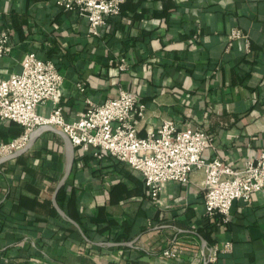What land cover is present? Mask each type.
I'll list each match as a JSON object with an SVG mask.
<instances>
[{"label": "crops", "instance_id": "crops-1", "mask_svg": "<svg viewBox=\"0 0 264 264\" xmlns=\"http://www.w3.org/2000/svg\"><path fill=\"white\" fill-rule=\"evenodd\" d=\"M0 28L10 44L0 78L19 72L29 51L52 60L68 121L88 101L127 90L146 106L140 136L171 119L209 133L204 156L233 168L264 148V0H125L95 37L83 16L56 0H0ZM234 29L245 37L230 40ZM50 107L36 111L47 115ZM19 126L1 120L0 142L17 137ZM73 148L57 192L66 163L60 135L44 131L0 163L1 264H264V191L247 204L234 200L222 223L205 215L201 170L165 183L155 201L127 163ZM174 241L179 255L163 257ZM214 245L217 260L206 262Z\"/></svg>", "mask_w": 264, "mask_h": 264}, {"label": "built area", "instance_id": "built-area-1", "mask_svg": "<svg viewBox=\"0 0 264 264\" xmlns=\"http://www.w3.org/2000/svg\"><path fill=\"white\" fill-rule=\"evenodd\" d=\"M124 1L56 0V4L83 16L88 35L95 37L100 35L108 16L121 12ZM242 37L245 35L239 29L229 35L230 40ZM9 51V33L0 28V57ZM125 66L124 62L120 64L122 69ZM62 82L55 63L39 58L33 51L25 53L19 72L0 78V121L10 120L22 126L17 137L0 142V157L24 148L34 129L50 125L63 131L75 147L91 150L97 157L108 154L127 163L141 174L149 197L155 201L165 183L187 182L192 170H201L205 215L219 216L222 223L229 221L234 200L247 204L253 193L264 191V148L242 168H233L218 158L204 156L212 145L209 133L178 128L171 119L140 136L138 123L144 118L146 106L127 90H120L118 96L99 104L88 101L78 118L68 121L60 106ZM47 102L51 103L49 113H38L36 108ZM230 250L227 243L224 251ZM219 251L217 245L212 246L206 262H216ZM180 252L179 244L174 241L161 255L174 259Z\"/></svg>", "mask_w": 264, "mask_h": 264}, {"label": "water", "instance_id": "water-1", "mask_svg": "<svg viewBox=\"0 0 264 264\" xmlns=\"http://www.w3.org/2000/svg\"><path fill=\"white\" fill-rule=\"evenodd\" d=\"M44 131H51L53 133H56L58 135H60L65 143V147H66V163H65V170H64V175L62 177V179L60 180V182L58 183V186L56 188V192L59 190V188L65 183L67 177L69 176L71 169H72V164H73V152H74V148H73V144L71 143L70 139L68 138V136L61 131L60 129L54 127V126H50V125H43L40 126L38 128H36L32 134L31 137L28 141V143L26 144V146L20 150H17L9 155L3 156L0 158V163L9 160L11 158H15L17 156H19L20 154L24 153L25 151H27L35 142L36 138L38 137V135ZM62 215H64V213L62 211H60Z\"/></svg>", "mask_w": 264, "mask_h": 264}, {"label": "trees", "instance_id": "trees-1", "mask_svg": "<svg viewBox=\"0 0 264 264\" xmlns=\"http://www.w3.org/2000/svg\"><path fill=\"white\" fill-rule=\"evenodd\" d=\"M64 9V8H63ZM20 128L18 129V131H19V133L20 132H22V126L20 125L19 126ZM73 200H74V197L73 196H70V198L68 199V206L70 205L71 206V204H73ZM73 206V205H72ZM203 235H207L205 232L203 233ZM207 237V236H206Z\"/></svg>", "mask_w": 264, "mask_h": 264}]
</instances>
